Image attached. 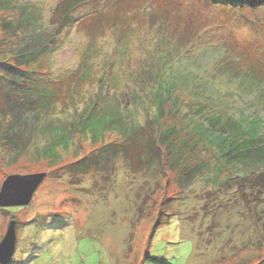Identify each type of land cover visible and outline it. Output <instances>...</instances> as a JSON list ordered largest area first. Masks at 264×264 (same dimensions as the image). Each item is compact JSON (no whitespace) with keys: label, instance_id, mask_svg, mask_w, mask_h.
Wrapping results in <instances>:
<instances>
[{"label":"rangeland","instance_id":"1","mask_svg":"<svg viewBox=\"0 0 264 264\" xmlns=\"http://www.w3.org/2000/svg\"><path fill=\"white\" fill-rule=\"evenodd\" d=\"M73 1L65 14L67 0H0V191L10 175L47 173L28 206L0 207V243L16 223L8 264H258L260 208L216 210L204 187L226 154H204L194 180L210 179L193 187L157 135L172 119L218 149L263 129L257 89L216 69L244 53L251 25L203 0ZM227 167L221 185L246 170Z\"/></svg>","mask_w":264,"mask_h":264},{"label":"trees","instance_id":"2","mask_svg":"<svg viewBox=\"0 0 264 264\" xmlns=\"http://www.w3.org/2000/svg\"><path fill=\"white\" fill-rule=\"evenodd\" d=\"M203 1L213 4L215 7H227L230 9L231 15L232 13H236V15L239 14L251 25L252 34L248 40L249 46L247 44L240 46L246 48L242 49L244 53L238 52L235 54V52L231 50V52L225 56L224 60L217 64L216 69L219 68L218 71L222 74L219 81L222 82L225 78L231 80L230 82L235 79H240L242 80L241 87L245 88L246 85H249L252 88H256L260 101L264 103V21L260 23V17L256 14L258 9L264 7V0ZM62 7L63 8H60V10H64L65 14L68 12L70 13L73 12L72 9L75 8V3L73 0H67L66 4ZM247 12L253 14L254 21H252L253 18H248ZM93 17H95L94 14L88 18L92 20ZM228 39L231 40L230 37ZM91 74L92 72L87 71L80 79L76 75H68L70 77L65 83L66 90L69 87L72 93L73 84L78 83L81 85L82 82L80 80L85 82L90 81ZM223 84L225 83L221 85ZM225 86L226 85L223 87ZM225 88V90H227L228 87ZM184 105H187V103H184ZM181 112L182 114L188 112L187 107H182ZM215 114L216 113H209L207 120L211 122L215 121L218 124L225 122L223 116H217ZM227 120L228 119H226V121ZM168 123L171 125L163 131L159 129L157 135L161 134L166 142L172 141L169 147H167V157L173 162L172 164H175L177 176L186 177L188 180L192 181L193 187L197 185V183L203 184L206 182L205 176L210 179L209 175L200 177L197 181H195L194 178L206 168L207 161H205L204 154H207L209 150L214 152L217 156L218 152L222 153V157L223 154H226L225 158L227 159L225 162L227 166H240L246 168V170H242V174L236 178L233 176L234 178L231 179V182L221 185L223 181L226 182L229 176L228 167L222 165L221 176L214 177L213 179L211 177L209 182H206V184L204 183V187L210 184L211 190L217 189L214 193V201H212V204H218L216 210L228 209L230 208V204H244L246 207H250L253 215L257 214L256 210L260 208V214L263 215L260 221H263L264 224V207H261L264 205V127L259 133H253L248 129L240 130L237 136L234 137V140L227 141L225 145L217 149L213 146L208 147V145L203 142L202 137L198 133L196 134V132L189 131L185 134L178 132V128L183 131L185 130L183 127H180L179 123H176L175 120L172 121L171 119ZM166 176L168 175L164 177L166 178ZM151 181L152 183L156 182L153 181V179ZM160 184L161 181H157L152 185L153 188L150 187L151 192L155 193ZM200 187L203 188L201 185ZM255 217L257 218L256 215ZM261 244H263L262 241L258 239V245L260 246ZM250 247H254V242L251 243ZM245 256L253 257L252 255ZM261 256H263L262 253L257 257L259 258L258 264H264V258ZM244 258V255L242 257L239 254V256L229 261L235 262L236 264H255L254 260L251 258H248L247 261H243Z\"/></svg>","mask_w":264,"mask_h":264},{"label":"water","instance_id":"3","mask_svg":"<svg viewBox=\"0 0 264 264\" xmlns=\"http://www.w3.org/2000/svg\"><path fill=\"white\" fill-rule=\"evenodd\" d=\"M46 177L47 173L8 176L1 187L0 207L28 206ZM16 241V223L13 221L0 243V264H8L11 261L16 250Z\"/></svg>","mask_w":264,"mask_h":264}]
</instances>
